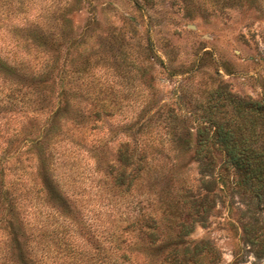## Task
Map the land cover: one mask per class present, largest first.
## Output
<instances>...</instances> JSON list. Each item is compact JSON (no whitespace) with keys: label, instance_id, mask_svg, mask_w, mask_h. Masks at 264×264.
<instances>
[{"label":"rangeland","instance_id":"1","mask_svg":"<svg viewBox=\"0 0 264 264\" xmlns=\"http://www.w3.org/2000/svg\"><path fill=\"white\" fill-rule=\"evenodd\" d=\"M60 10L64 32L85 42L79 50L102 58L90 78L110 91L101 100L109 114L83 126H61L48 143L49 165L42 175L31 140L57 107V97L24 94L15 80L0 74V180L9 191L0 192V264H14V231L31 264H162L180 217L159 208L155 196L160 186L173 195L198 183L193 134L205 124L200 112L210 103L209 93L221 86L264 101V0H0V60L36 67L43 56L16 37L15 27L35 23L54 32ZM111 42L121 49L115 55L120 63L110 56ZM86 101L75 97L69 107L85 110ZM168 108L175 118L168 124L155 120L147 135H133L137 125L126 128L137 115L140 124L154 113L161 118ZM170 124L190 133L188 146L179 141L177 152L169 151ZM122 141L161 147L165 157L156 155L150 165L164 176L153 185L135 179L127 190L110 189L105 160L113 159ZM101 147L106 152L99 159ZM226 178L221 191L216 187L206 222L195 223L184 244L207 243L200 264H264V254L255 256L239 240L242 205L230 190L231 168ZM48 183L67 205L54 194L46 197ZM8 201L14 208L9 228L3 223ZM148 218L155 227L144 223ZM149 229L157 234L154 241L145 236Z\"/></svg>","mask_w":264,"mask_h":264},{"label":"trees","instance_id":"2","mask_svg":"<svg viewBox=\"0 0 264 264\" xmlns=\"http://www.w3.org/2000/svg\"><path fill=\"white\" fill-rule=\"evenodd\" d=\"M56 18L60 26L54 32H46L35 23L15 27L19 32L16 37L28 42L36 49L35 52L43 56L36 67H24L20 62L8 65L0 60L2 77L15 80L24 88V94L41 98H52L53 95L57 97V107L50 112L31 140L35 142L37 152L33 156L36 157L42 175L49 165V157L46 155L48 143H52L61 133V126L65 123L83 126L92 118L100 120L101 116L109 114L106 104L101 100L109 96L110 91L102 88L101 84L97 86L90 78V70L102 58L79 50L81 43L85 42L82 39L75 40L64 32L67 21L63 18L62 11ZM123 38L120 33L118 40L122 42ZM107 49L115 62L120 63L115 58L121 52L119 45L111 42ZM75 97L88 100L86 103L89 107L85 110L73 105L69 107V100ZM209 101V104L201 107L200 112L205 124L198 126L193 134L192 158L196 163L198 183L194 189L180 187L173 195L168 187L160 186L155 196L159 208L180 217V221L176 223L174 238L164 246L168 250L163 256L162 264H200L198 257L207 243L202 242L201 246L197 242L191 246L185 245V236L192 231L195 223L203 225L206 222L214 206L216 187L220 186L217 190L221 191L226 185V172L230 168L234 174L230 190L238 195L242 205L236 219L239 240L255 256L264 254V101L235 96L221 86L209 93ZM70 108L71 113L68 114ZM170 111L172 109L168 108L167 114L161 118L158 113L146 116L140 124L138 121L141 120V115H137L134 121L126 124V128L131 129L137 125L132 134L147 135L155 120L165 119L168 124L175 118ZM169 127L170 130L165 131L172 144L169 151L177 152L179 141H184L188 146L190 133L186 130L178 131L171 124ZM99 149L101 154L97 155L101 159L106 151L102 147ZM27 152L29 153L28 150ZM163 152L161 147L147 145L146 142L138 147L128 141L120 142L114 149L113 159L105 160L110 189L116 192L127 190L135 179L152 180L151 185L155 184L164 175L160 171H153L150 163L156 155L165 157ZM3 187L0 180V192L4 190L1 194L6 196L9 191ZM45 189L46 197L54 194L61 203L67 205V198L60 195L57 188L48 183ZM163 190L166 195L161 193ZM4 209L6 221L3 223H7L9 228L14 224L13 204L6 202ZM144 223L150 228L156 226L153 218H148ZM145 236L154 241L157 234L149 229ZM23 245L17 240V233L14 231V241L10 245L14 264L32 263L29 257L23 255Z\"/></svg>","mask_w":264,"mask_h":264}]
</instances>
